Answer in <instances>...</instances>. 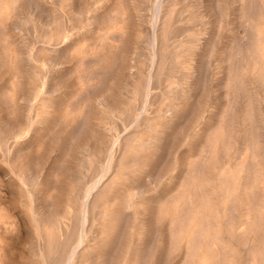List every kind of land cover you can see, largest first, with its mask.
Masks as SVG:
<instances>
[{
	"label": "rangeland",
	"instance_id": "374dc122",
	"mask_svg": "<svg viewBox=\"0 0 264 264\" xmlns=\"http://www.w3.org/2000/svg\"><path fill=\"white\" fill-rule=\"evenodd\" d=\"M0 264H264V0H0Z\"/></svg>",
	"mask_w": 264,
	"mask_h": 264
},
{
	"label": "bare ground",
	"instance_id": "6f19581e",
	"mask_svg": "<svg viewBox=\"0 0 264 264\" xmlns=\"http://www.w3.org/2000/svg\"><path fill=\"white\" fill-rule=\"evenodd\" d=\"M259 25V24H258ZM257 35V34H256ZM254 41H256V40H254ZM112 63V62H111ZM237 85V84H236ZM22 90V89H21ZM19 92H20V90H19ZM18 92V93H19ZM104 97V96H103ZM103 97H102V100H103ZM75 112V111H74ZM233 112V111H232ZM82 120V119H81ZM112 120H114V119H112ZM110 128V127H109ZM108 128V129H109ZM112 128V127H111ZM107 130V129H106ZM111 131V130H110ZM109 132V131H108ZM112 133V132H111ZM132 134V133H131ZM130 134V135H131ZM134 134H136V132L134 133ZM252 134H254V133H252ZM251 134V135H252ZM117 138V137H116ZM119 138V137H118ZM126 138V137H125ZM131 138H129V140L126 142V144H125V146H124V150L123 151H125V149H127L128 147H129V145H130V143H131V141L132 140H130ZM254 139V138H253ZM124 140H126V139H124ZM257 140V139H256ZM121 146H123L122 144H121ZM119 147V146H118ZM121 148H123V147H121ZM117 150H119L120 151V149L118 148ZM123 151H120L122 154H123ZM128 151V150H127ZM127 153V152H126ZM263 153V152H262ZM121 154V155H122ZM248 157V156H247ZM123 158V157H122ZM119 161V163L121 164L123 161H122V159H119L118 160ZM117 166H118V164H117ZM243 180V179H242ZM251 181V180H250ZM111 185H112V183H111ZM255 189V188H254ZM131 205V204H130ZM126 206H127V204H126ZM171 207V206H170ZM165 211V210H164ZM199 217H200V215H199ZM157 221V220H156ZM201 221V220H200ZM156 223V222H155ZM188 225H189V223H188ZM194 231H196V230H194ZM194 231H193V233H194ZM258 232H259V234H261V231L258 229ZM198 234V233H197ZM256 234H258L257 232H256ZM186 240H187V242L189 241V238L188 237H186L185 238ZM188 247H189V243H188ZM188 249H190V248H188ZM192 251H193V256H196V254H197V252H198V245L196 244V246L193 248V249H191ZM200 252V251H199ZM201 253V252H200Z\"/></svg>",
	"mask_w": 264,
	"mask_h": 264
}]
</instances>
